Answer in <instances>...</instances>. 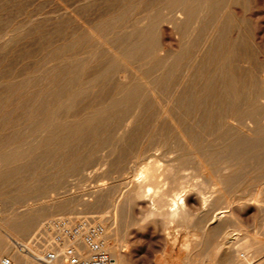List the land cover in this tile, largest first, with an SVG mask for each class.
Returning a JSON list of instances; mask_svg holds the SVG:
<instances>
[{"label":"rangeland","instance_id":"1","mask_svg":"<svg viewBox=\"0 0 264 264\" xmlns=\"http://www.w3.org/2000/svg\"><path fill=\"white\" fill-rule=\"evenodd\" d=\"M172 1L0 0V140L6 138L5 141L10 143L23 134L26 138L22 142L30 148L25 156L27 161L12 162L0 168L3 177L0 182V225L9 222L8 219L17 212L22 214L26 210L30 211L26 218L40 219L38 227L31 232H21L18 228L15 231L0 230V264L5 259L16 264L14 259L23 250L30 254L37 252L38 248L31 246L32 241L43 233L49 221L92 218L110 226L108 211L126 201L128 187L141 167L151 161L158 167L162 165L160 170L174 164L171 161L178 154L175 148L178 135H186L185 132L194 129L197 122L205 120V110L217 109L215 100L224 97L228 85L225 74L224 77L220 75L218 69L223 64L229 67L230 58L235 57L237 61L232 72L241 78L239 82H243L247 90L245 97L251 95L248 91L255 94L254 99L264 94V82L253 78L255 71H264V0H229L216 17L219 26L225 21V29L220 28L221 34L215 32L218 26L208 24L210 12L206 11L199 19L197 30L192 29L197 26L194 23L184 26L190 28L185 38L181 37V30H176L174 14L177 10L170 7ZM137 23L141 27L154 24L151 29H145L150 39L132 34L140 27ZM151 43L159 50L157 55H144L142 61L123 64L121 57L126 50L136 48L145 52ZM230 50L234 54L227 56ZM261 76L264 79V72ZM251 85L253 91L248 88ZM80 87L83 89L75 99L77 104L65 113L60 103L73 98ZM132 88L139 93L132 95L131 103L111 107ZM231 101L226 99L224 112L216 115L200 137L204 147L198 151V146L190 147L197 159L201 153L203 156L207 152L211 154L207 153L209 156H205L207 160L203 158L204 162L197 160L196 163L194 159L195 163L186 164L187 170L177 175L180 183L205 181L196 166L208 159H221L213 148L225 136V128L221 125L224 120H220L230 116ZM197 103L203 106L202 111L197 110ZM107 107L111 108L107 110ZM104 109L107 110L105 114L97 116ZM53 114L60 117L53 135L60 143L49 152L46 141L34 143V136L30 138L28 134L34 130V123H50ZM234 120L236 122L231 121L236 124L240 118L234 117ZM218 128L224 131L218 133ZM220 134L224 136L220 137ZM50 137L45 135V140ZM208 142L212 145L208 146ZM248 150L244 147L245 152ZM201 155L199 159L203 157ZM158 180L167 191L178 184L164 181L163 176ZM239 184L232 196L234 201L230 203L250 204L249 212L238 222L242 229L241 242L251 237L247 247L233 251L231 246L236 232L226 228L216 230L213 218L204 229L198 228L196 223L201 218L198 211H195L197 215L192 217V223L187 224L189 226L150 227L130 236V241L126 242L128 248L121 241L118 245L121 250L124 248L134 264H240L258 253L254 264H264V173L248 174ZM100 185L106 190L99 196L94 191ZM259 189L261 201L256 207L247 199ZM85 202L89 212L84 208ZM139 218V210L135 208L128 221ZM126 220H119V228ZM131 229L129 232L134 234L136 231ZM11 238L18 240V244L14 245ZM39 239L45 240L44 237ZM109 239L108 248L116 246V238Z\"/></svg>","mask_w":264,"mask_h":264},{"label":"bare ground","instance_id":"2","mask_svg":"<svg viewBox=\"0 0 264 264\" xmlns=\"http://www.w3.org/2000/svg\"><path fill=\"white\" fill-rule=\"evenodd\" d=\"M228 2H229V0H174V1H172V3H170L171 4L170 7H172L173 10L174 9L177 10L176 13L174 14V23L176 22V24H177L176 30H178L179 32L181 30L180 35H181V37L185 38V36L187 34L186 32H189L190 28H188V27L184 28V26H186L187 24H190V23H194V25L197 24V26H195V27L192 26V29L197 30L199 27V19L204 16L206 11H209L210 14H209V16H207L208 24L211 22L215 27L218 26L215 32H218L221 34L220 28L222 26V28L225 29V26H224L225 21H222L221 25L219 26V20H217L216 17H218V15H217L218 11H220L224 7H226ZM211 3H213V4H211ZM213 13L216 15L215 17H214ZM139 23H137V24L139 25ZM138 25H136V26H138ZM153 25H154L153 23H151L148 26H144V27H141V25H139L140 27L135 29L132 34H137L142 39H144V38L150 39L148 37L145 29L149 30L153 27ZM213 25H212V27H213ZM129 38H131V37H129ZM183 38H182V40H183ZM182 48L184 49L183 46H182ZM187 50H189V49H187ZM144 51L145 52H141L139 50H136V48L129 49L128 51L126 50L123 53L121 60H122L123 64L129 65L135 61L143 59L141 57H144V55H146V56L147 55L148 56L153 55V54L157 55L159 50H157L155 48L154 44L151 43L150 45H148L147 49ZM230 54H234V52L232 53L231 50L228 51L227 56L228 55L230 56ZM96 57H98V56H96ZM235 60H236L235 57L230 58L229 67L226 66L225 64H223L218 69V73L220 75H223V77H224V74H225L226 78L228 79V85H227L226 91L224 92V97L223 98L220 97L219 99L215 100V104L217 106V109L215 111L213 109L205 110L203 112L204 115H207L205 117V120L197 122L194 129H192V130L190 129V131L185 132V133H187L186 135H184L183 133H180V134L178 133L179 134L178 139H177V142L175 143V148H176V150H178L177 151L178 154L171 161V162H174V164L168 165L166 168H163L162 170H160V167H162L161 163L159 162L161 166L158 167V166H156V164H151V162H152L151 161L150 164L148 163L149 165L141 167L142 169H140V171L138 170L139 173L137 176L138 178L136 177L137 180L135 179V181H133V183L130 184L128 187L129 192H128V195L126 197V201H124V203L121 206L120 205L114 206V209L111 212L108 211V213H109L108 218L112 222L111 225L106 226L105 222H101L105 228L106 241L110 240L109 238H112V236H114L116 238L114 240V241H116V246H114L112 248H108L111 257L115 261V264H134L131 257L126 253V251H124V248H123V250H121V247L118 245L119 241H121L122 243H125L126 247L128 248L129 246H127L126 242L128 243L130 241L129 240L130 236H132V235L136 236L137 232H139V231L141 232V231H145L146 229L148 230V228H150V227L156 228L157 226L161 227V228L170 229L171 227H173L175 225L184 226V225L190 224V223H192V217L197 215V214H195V211H198L199 214L201 215L200 216L201 218L196 223V226L198 228L204 229L206 226V223L210 219L213 218L212 224H216V230L226 228V229H233L234 232H236L235 239H234L235 242L232 243V246H231L233 251L241 250V249H243L249 245L251 237L247 241L244 240L243 242H241L242 239H241V233L240 232L242 229L240 228L241 225H239L238 222L243 218L244 214L249 212L248 210L250 209V204L249 203H241V204L235 205L234 202L230 203V201H234V200H232V196L236 192L237 187H239L238 185H240L239 182L241 179H243L246 175L251 174V173L258 174V175L264 173V94L262 96L256 98V99H254L256 96L253 97V95H255V94H252L251 91H248V95L249 94H251V95L248 98L245 97L247 95L246 94L247 90L244 89V86L242 84L243 82L242 83L239 82V80L241 78L237 77L236 75H234V72H232L233 68L235 67L234 63L237 62ZM214 61H215V59H214ZM181 64H182V62H181ZM232 66H233V68H232ZM263 72L264 71H262V70L260 72L255 71L253 78L257 77V78L261 79L262 82H264V79H262V76H261V74ZM173 76H175V75H173ZM158 78H160V77H158ZM44 81H45V79H44ZM154 81L157 84L158 79H156ZM152 84L153 83H151V85ZM223 84H224V82H223ZM86 86H87V84H86ZM78 87H79V85H78ZM103 87L105 88V86H103ZM248 88L253 91L252 85H251V87H248ZM69 89H71V88H69ZM82 89H83V87L78 88V92L75 93L73 98H69L67 101H65V103L61 102L59 105L61 107V110L64 109L66 111L65 113L70 111V109L75 105V103H76L75 99L78 98V96L82 92ZM43 90H45V88ZM52 90H53V88H52ZM137 93H139V91L136 90L135 88H132L130 91H128L127 96H125L124 98L120 97L119 99H117L111 105V107L114 105H119V104L124 103V102L128 103V104L131 103L133 101L131 98L132 95H135ZM63 94H65V92ZM47 96H48V94H47ZM226 99L232 100L231 106L229 107V110L231 112L230 116L228 115L225 119H223L224 116H223V118L221 117L222 119L220 118L221 119L220 121L224 120L223 124H221V125L224 126L226 133H225V136L224 135L221 136V134L219 135L220 137H223V136L224 137L222 139L220 138L221 140L219 139L220 140L219 143L215 144L214 148H213L217 151L216 154H217V156L219 155L218 157H220L221 159L219 158L220 160H216V161L208 159V161H205V163L201 162L196 166V169L198 170V172H200L201 174H203L205 176V178H206L205 181H202L199 184H196V183L191 184V182H190V184L189 183H187V184L180 183L179 179L177 178V175L182 173V172H185V170H187L186 164H187V166H189L188 163H191V162L195 163V161L197 163L198 162L197 160H203V158L205 159V156L207 155L208 152L206 153V155H205V153H203L205 156L201 155L202 154L201 153L200 155L203 156L201 159H199L200 155L198 157V154H197V157H198V159H197L193 155V152L190 151V147L192 146V148H193L194 146H198L199 149L197 148L196 149L197 151L200 150L201 146L204 147V145L202 144V142L199 141V139L201 136H203L202 134H204L206 127L211 122H214V120L218 117V114L220 115L224 112L225 107H226V103H225ZM197 102L201 103V100L198 99ZM198 103L196 105V108H197V110L202 111L203 106L201 104H198ZM130 105H132V104H130ZM111 107H107L106 109L109 110ZM2 108H4V107H2ZM23 108H24V106H23ZM31 108H32V106H31ZM31 108H30V110H31ZM28 109L26 110L27 113L29 112ZM53 109H54V107H53ZM106 109L99 111L97 113V116H99L102 113L105 114V112L107 111ZM35 110H37V109H35ZM54 110H56V109H54ZM132 110H133V108H132ZM42 111L40 110V112H42ZM26 112L24 113L25 115H27ZM206 113H208V114H206ZM29 115H30V113H29ZM216 115H217V117H216ZM257 116H261L262 118L261 119L256 118ZM65 117H63V118H65ZM234 117L240 118V121L237 122L238 124L232 123V121H235ZM59 118H60L59 116H55V114H53L50 123H47L44 120H43L44 122H40L37 124L34 123V125H32V126H35L34 130L29 132V134H28V135H30L29 137L32 138L34 136V139H33L34 143L35 142L36 143H43V142L45 143V141H46L49 144V145L48 144L47 145L50 147L49 152H52L57 147L58 143H60V142L57 143L56 136H53L54 135V128H55V125H57L56 123L59 121ZM220 121H218V122H220ZM72 122H74V121H72ZM59 123H60V121H59ZM22 124L24 125L25 122ZM124 124H125V122H124ZM23 125H21V126H23ZM71 125H73V124H71ZM65 126H66V124H65ZM27 129H28V127H27ZM186 129H188V126L186 127ZM186 129H184V130L186 131ZM218 130L220 131L219 128H218ZM221 131H224V130H221ZM221 131L218 133H221ZM26 133H27V130H26ZM47 134L49 136L51 135V137L49 139L45 140V135H47ZM22 135L20 137H17L15 140H13V142H10V143L7 140L5 141L6 138H4V137H3L4 139L0 140V168L6 167L9 163L13 162V164H16L20 161L27 159V158H25V156L30 151V148L27 146L26 142H22L24 140V138H26L25 136H22ZM13 136L15 137V135H13ZM216 140H218V139H216ZM207 145L208 146L212 145V143L211 144L209 143ZM244 147H247L249 150L245 152ZM204 149L207 151L206 148H204ZM209 149H211V148L209 147ZM56 152L57 151L55 150V153ZM45 154H46V152H45ZM208 154H211V153L209 152ZM38 156H39V154H38ZM207 156H209V155H207ZM194 159H195V161H194ZM213 159H214V156H213ZM60 160H61V158H60ZM205 160H207V159H205ZM28 161H29V159H28ZM203 162H204V160H203ZM165 163H168V162H165ZM10 168L12 169V167H10ZM13 168H15V167H13ZM161 172H162V174H161ZM161 176H163V178L165 177L164 181L178 183L176 188H174L170 191L164 190L162 188L163 184H161L160 181L158 180ZM2 179H3V177L0 173V182ZM160 184H161V186H160ZM126 187H127V185H126ZM120 188H121V186H120ZM105 190H106L105 186L100 185L98 187V189L96 191H94V194H96V195L100 194L101 195V193L105 192ZM260 196H261V190L259 189L257 191V193L253 194L252 198L247 199V201H253V203H255L256 207H258V203L261 201ZM107 200H108V198H107ZM223 203L227 204L228 206L226 208L221 207V205ZM230 204L232 206H230ZM87 205H88L87 202H85L84 208H86V210L88 211L89 207ZM94 208H92V209H94ZM135 208H137L139 210L140 218L128 221L129 215H131L132 210ZM224 209H226V210H224ZM26 211L27 212H24L22 214L21 213L19 214V212H17L18 214H14L12 219L9 217L10 219H8V220H10V221L7 222L5 225H3L5 223L4 222L2 224L3 226L0 225V230L6 228V229H11L12 231H15V229L18 228L17 230H19L21 232L33 231L35 229V226H37V223L39 222L40 219L38 217L30 219L29 218L30 216L28 218H26V216H28L30 213V211H28V210H26ZM52 211H51V213H52ZM216 212H218V213H216ZM79 214L81 215V212ZM103 215H105V214H103ZM106 215H107V213H106ZM121 219L122 220L127 219V220L124 221L125 223L123 222V225H121V228H119L118 223H119V220H120V222H122ZM187 226H189V225H187ZM130 228H132L136 232L134 234L130 233L129 232ZM262 228L264 229V225L262 226ZM119 230H121L120 233H122L121 237L119 236ZM35 231H37V230H35ZM32 240H33V238H32ZM11 241L14 245L18 244V240H16V239L11 238ZM44 242H45V240H41V239L36 240L35 243H34V241H32L31 246L38 248L36 250L37 252H35L34 254H30V253L26 252V250H23L22 252H20L22 250L21 249V250H19L20 253H19V255L17 254L18 257L16 259H14L16 254L13 256L14 262L16 264H67L60 257L56 261L51 262V263L43 261L42 260L43 259V252L42 251L44 249H41V248L45 247ZM209 243H211V242H209ZM6 249L10 250V246L9 247L7 246ZM259 254L260 253L254 255L255 257L251 258V259L246 257L247 259H245L240 264H254L255 263L254 260L256 259V257ZM3 261H1V264H3Z\"/></svg>","mask_w":264,"mask_h":264},{"label":"built area","instance_id":"3","mask_svg":"<svg viewBox=\"0 0 264 264\" xmlns=\"http://www.w3.org/2000/svg\"><path fill=\"white\" fill-rule=\"evenodd\" d=\"M103 224L92 218L56 219L49 221L40 236L45 239L43 261L59 257L67 264H115L108 250ZM3 264H13L5 259Z\"/></svg>","mask_w":264,"mask_h":264}]
</instances>
